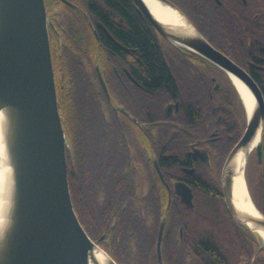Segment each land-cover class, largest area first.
<instances>
[{
	"label": "flooded vegetation",
	"instance_id": "flooded-vegetation-1",
	"mask_svg": "<svg viewBox=\"0 0 264 264\" xmlns=\"http://www.w3.org/2000/svg\"><path fill=\"white\" fill-rule=\"evenodd\" d=\"M44 2L57 105L60 97L70 146L68 186L73 208L72 196L81 202L88 235L114 260L108 229L116 232L125 223L132 245L154 243L158 264H264V250L230 213L221 185L225 161L249 125L232 78L170 43L133 0ZM214 2L225 3L227 12L207 14L211 22L185 15L246 71L264 99V0ZM125 17L146 25L160 60L151 65L161 74H153L138 48L121 39L131 34ZM207 24L215 29L204 30ZM68 105L82 117L80 140ZM248 148L243 178L258 208L264 196V124ZM95 228L104 231L96 236Z\"/></svg>",
	"mask_w": 264,
	"mask_h": 264
},
{
	"label": "water",
	"instance_id": "water-1",
	"mask_svg": "<svg viewBox=\"0 0 264 264\" xmlns=\"http://www.w3.org/2000/svg\"><path fill=\"white\" fill-rule=\"evenodd\" d=\"M154 29L177 47L190 50L239 81L252 99L245 135L225 161L221 185L234 219L264 250V214L246 191L253 212L234 200L256 131L264 124V99L246 71L216 49L170 0H156L181 20L167 24L145 0H133ZM47 14L44 0H0V264H118L85 231L71 201ZM242 158V162L238 160ZM1 180V179H0ZM245 181V180H244ZM186 201H190L188 195ZM162 227L157 240L160 259Z\"/></svg>",
	"mask_w": 264,
	"mask_h": 264
},
{
	"label": "trees",
	"instance_id": "trees-1",
	"mask_svg": "<svg viewBox=\"0 0 264 264\" xmlns=\"http://www.w3.org/2000/svg\"><path fill=\"white\" fill-rule=\"evenodd\" d=\"M172 2L177 3L181 7V11L184 14L187 15H196L194 18L195 20L199 19L202 22H211V17L207 16L209 13L213 12H227L225 9V3H223L221 6H218L214 0H171ZM117 11L120 14H123V11L121 9H117ZM127 27L130 28L131 34L128 35L127 29H125L126 36H122L121 39L125 41V43L131 45L133 47L138 48V50L141 53V58L148 63L152 73L158 74L160 71L158 70V66L151 65V61H157L158 64H160V60L158 59V52L156 48L155 40L147 31V27L144 23L140 22L138 19L131 22L130 20L125 17ZM204 30H207L208 32H212V29L215 27H210L208 24L204 27L202 26ZM219 30V29H217ZM161 74V73H160ZM161 86L160 83H156L154 87ZM60 104V97L58 98ZM63 102L65 100L62 99ZM69 103V101H68ZM68 109L70 112L71 109V118L70 123L74 128V132L76 134V137L80 140V128H81V121L82 117L81 115H78L75 113L73 114V108L71 105H68ZM64 119L61 116V122L63 124ZM64 130V128H63ZM65 132V131H64ZM66 134V133H65ZM70 182V181H69ZM261 199L259 201H256V205L259 209H261L264 212V204L262 199L264 196L260 197ZM75 212L81 222V224L84 227V223L82 222V214L80 212V209L82 210V207H80V201L78 198L72 196ZM79 201V203H78ZM126 224L123 223L122 226L119 225L117 227L116 232H112L111 229H108L107 233V240L110 242V244L113 246V248L116 250V254L114 255V258L118 264H158L157 260L155 259V245L152 243V245H132L129 242L130 234H129V228L125 226ZM129 225V224H128ZM86 230V227H84ZM86 231L89 232L87 229ZM96 236H98L104 229L101 228H95L94 229ZM154 258H150L151 255ZM149 256V257H148Z\"/></svg>",
	"mask_w": 264,
	"mask_h": 264
},
{
	"label": "bare ground",
	"instance_id": "bare-ground-1",
	"mask_svg": "<svg viewBox=\"0 0 264 264\" xmlns=\"http://www.w3.org/2000/svg\"><path fill=\"white\" fill-rule=\"evenodd\" d=\"M146 3L149 5V7L152 9L154 14L163 22L167 24H178L181 23V20L179 17L170 9L167 7H164L160 5L156 0H145ZM232 78V77H231ZM233 82L236 84L237 88L240 90V93L242 94L244 98V102L247 106L248 112L251 110L252 107V99L248 91L245 89V87L236 79L232 78ZM257 136L253 139V143L256 142ZM242 162V158L238 160V163ZM3 158L0 153V190L2 189L1 182L4 180V169L3 166ZM233 193H234V200L236 204L239 205L240 211L247 213V212H253L251 202L249 200L246 187H245V181L243 178V170L240 169L235 177H234V185H233ZM264 236V235H263Z\"/></svg>",
	"mask_w": 264,
	"mask_h": 264
}]
</instances>
